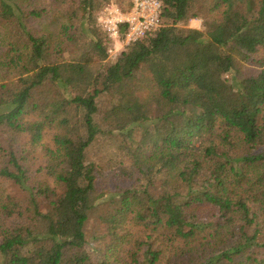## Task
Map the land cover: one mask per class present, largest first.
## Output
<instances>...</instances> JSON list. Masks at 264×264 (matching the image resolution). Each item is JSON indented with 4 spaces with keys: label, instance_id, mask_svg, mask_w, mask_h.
<instances>
[{
    "label": "trees",
    "instance_id": "trees-1",
    "mask_svg": "<svg viewBox=\"0 0 264 264\" xmlns=\"http://www.w3.org/2000/svg\"><path fill=\"white\" fill-rule=\"evenodd\" d=\"M109 1L55 0L54 36L32 27L44 0H0V264H264V0H160L161 27L106 63ZM46 130L35 170L19 149ZM104 132L128 164L88 162ZM160 237L187 246L164 260Z\"/></svg>",
    "mask_w": 264,
    "mask_h": 264
},
{
    "label": "rangeland",
    "instance_id": "rangeland-1",
    "mask_svg": "<svg viewBox=\"0 0 264 264\" xmlns=\"http://www.w3.org/2000/svg\"><path fill=\"white\" fill-rule=\"evenodd\" d=\"M55 0H44V8H47L48 10H54L53 13H50L49 15H46L43 19L33 22L32 27L34 30L41 31V32H47L52 35H57L60 31V27L65 24V19H63L57 9L58 4L54 5ZM133 0H110L107 4L103 6L101 10L97 13L96 17V23L97 27L102 31L103 34H106L110 41L108 42V53H109V60L106 62H113L115 60V57L122 54L125 51V48L127 45L125 44V37L122 39L121 34L119 33L118 39L111 38L109 34L104 30L103 26V20L106 17L113 18V11L114 9H119V11L123 14L128 13L132 7ZM113 15V16H112ZM203 20L201 18L194 19L188 22L187 25L182 26L186 29H196V30H203L202 28ZM226 79H231V75H226ZM97 105L100 108L101 112H105V110L109 107V100L106 95H102L97 100ZM105 129V128H104ZM134 139L137 141L140 135V129L135 128L134 129ZM53 135L54 132L52 130H46L44 140L42 145L36 149V151L29 152V144L28 141L26 143V140H23V146L19 150L24 149L25 152L28 153V159L27 162L31 163L36 170L38 167L37 165L40 164L43 157L45 156L46 150L53 148ZM87 160L88 162L94 163L98 168H101L104 171H110L111 168H114L115 165H119V163L128 164L130 160V153L128 152V149L125 148V140L124 137L118 135V136H110L108 133L104 132L98 136V139L96 142L92 145V147L89 149L87 153ZM129 184H118L113 185L111 184L105 193L111 192L116 190L117 188H128ZM11 193H14L16 195L15 189L12 187L9 189ZM94 223H91L88 228V244L87 249L92 253V257L94 260H97L99 258V240L97 238L93 239L92 235H94ZM131 231V229H130ZM134 235L133 231H131ZM135 233H137L138 236H141L142 233L140 230H134ZM137 237V236H136ZM158 245L163 249L164 251V260H166V257H174L175 253H181V249L183 250L185 246H187L183 241H174L165 242L162 237L159 238ZM126 245H122V248L119 252L120 262L124 263V260H127L128 257L126 256L127 252L134 251V240L132 237V242H125ZM192 264L193 262H190L189 256L188 257H181L179 260H177L176 264ZM232 264H248L244 262L243 259H236L234 263Z\"/></svg>",
    "mask_w": 264,
    "mask_h": 264
},
{
    "label": "built area",
    "instance_id": "built-area-1",
    "mask_svg": "<svg viewBox=\"0 0 264 264\" xmlns=\"http://www.w3.org/2000/svg\"><path fill=\"white\" fill-rule=\"evenodd\" d=\"M162 2L160 0H133L128 13L114 9L113 18L103 20L104 30L111 38L118 39L121 26L126 27L125 44L144 39L161 27Z\"/></svg>",
    "mask_w": 264,
    "mask_h": 264
}]
</instances>
